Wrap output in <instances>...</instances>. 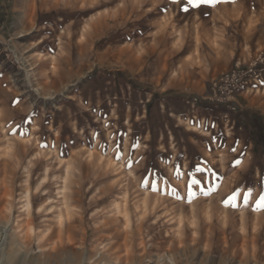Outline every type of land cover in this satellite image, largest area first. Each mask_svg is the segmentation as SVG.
<instances>
[{
    "label": "rangeland",
    "instance_id": "obj_1",
    "mask_svg": "<svg viewBox=\"0 0 264 264\" xmlns=\"http://www.w3.org/2000/svg\"><path fill=\"white\" fill-rule=\"evenodd\" d=\"M159 1L0 0V264H264V53Z\"/></svg>",
    "mask_w": 264,
    "mask_h": 264
},
{
    "label": "crops",
    "instance_id": "obj_2",
    "mask_svg": "<svg viewBox=\"0 0 264 264\" xmlns=\"http://www.w3.org/2000/svg\"><path fill=\"white\" fill-rule=\"evenodd\" d=\"M144 1L147 0H143V2ZM153 1L149 13L156 14L155 12L157 9H155V6L159 5L161 1ZM193 1L194 0H192V2H189V0H175L174 3L185 7L184 14L188 13L189 10L191 13L193 10L207 13L208 21L212 22L214 31H219L217 52L219 56L221 55V57L228 61L225 68L246 64L255 53H264V0H210L209 3L200 0L199 5L196 8H192L194 7ZM123 3L128 4L125 0ZM172 4L173 0H170L168 12H172L170 6ZM97 6L98 5H94L93 1H90L88 5H83L86 9H92ZM232 23L234 24L232 25ZM242 89L237 91L235 95L240 93ZM190 103L200 106L212 105L211 108H218L209 101ZM234 103L235 100L233 99L227 104V107L230 108L234 106ZM171 104L180 105L181 102L174 99L171 103H168V105ZM68 229L70 230L71 226H68ZM68 243L70 244V242Z\"/></svg>",
    "mask_w": 264,
    "mask_h": 264
},
{
    "label": "built area",
    "instance_id": "obj_3",
    "mask_svg": "<svg viewBox=\"0 0 264 264\" xmlns=\"http://www.w3.org/2000/svg\"><path fill=\"white\" fill-rule=\"evenodd\" d=\"M263 72H264V63L258 67L249 69L248 72L241 73L240 76L237 77L233 82L230 83L224 82L218 84V86H221V89L219 91H217L215 85V87H213L214 89H213L212 98L207 100L192 99V102L209 101L213 104H228L231 100V97H233L237 91H239L242 88H245L251 80L257 79Z\"/></svg>",
    "mask_w": 264,
    "mask_h": 264
},
{
    "label": "bare ground",
    "instance_id": "obj_4",
    "mask_svg": "<svg viewBox=\"0 0 264 264\" xmlns=\"http://www.w3.org/2000/svg\"><path fill=\"white\" fill-rule=\"evenodd\" d=\"M57 251H59V252H57ZM52 252L54 254H56V262H58V263H60V261L63 260V261H67L68 263L71 262V263H78L79 264L81 259H82V256H83V252H81L80 249L73 248L71 243L67 244V245H62L61 243H58V246L55 245L52 248Z\"/></svg>",
    "mask_w": 264,
    "mask_h": 264
},
{
    "label": "snow or ice",
    "instance_id": "obj_5",
    "mask_svg": "<svg viewBox=\"0 0 264 264\" xmlns=\"http://www.w3.org/2000/svg\"><path fill=\"white\" fill-rule=\"evenodd\" d=\"M189 2H192V0H189ZM204 2L209 3L210 0H204ZM193 183H196L195 181Z\"/></svg>",
    "mask_w": 264,
    "mask_h": 264
}]
</instances>
